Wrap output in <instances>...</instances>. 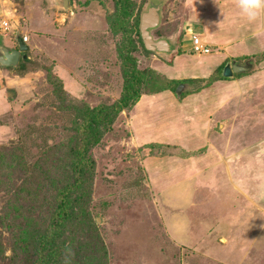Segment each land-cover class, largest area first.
<instances>
[{
	"label": "rangeland",
	"instance_id": "rangeland-1",
	"mask_svg": "<svg viewBox=\"0 0 264 264\" xmlns=\"http://www.w3.org/2000/svg\"><path fill=\"white\" fill-rule=\"evenodd\" d=\"M134 1L140 12L161 3L151 34L171 44L170 52L156 54L137 43L138 68L176 80L207 78L218 68L222 75L232 61L250 69L208 86L180 82L178 94L179 84L142 93L123 110L91 149L93 173L80 189L94 225L74 226L65 238H74L69 245L78 250V239L97 234L106 264H264V59L249 58L264 52V12L249 23L235 0ZM115 10L112 0H68L65 9L58 0H0V20L11 26L0 45L17 48L15 37L26 36L28 56L49 64L72 99L109 104L124 76L121 35L107 22ZM193 34L209 53L192 51ZM13 73L0 66V217L7 218L0 228L7 257L0 264H22L30 253L13 256L8 225L12 194L41 154L31 127L43 128L49 143L72 133L73 111L59 108L45 72ZM54 171L58 178L39 187L41 210L30 215L42 226L61 178V168ZM136 189L148 195L130 199L127 192ZM74 252L60 264H88L83 256L74 262Z\"/></svg>",
	"mask_w": 264,
	"mask_h": 264
},
{
	"label": "trees",
	"instance_id": "trees-1",
	"mask_svg": "<svg viewBox=\"0 0 264 264\" xmlns=\"http://www.w3.org/2000/svg\"><path fill=\"white\" fill-rule=\"evenodd\" d=\"M115 5V13L107 15V22L113 34H120L119 55L121 66L124 70L121 90L118 99L112 103H100L90 107L85 103H77L63 89L60 78L54 73L49 64L39 63L30 58L27 51L25 58H20L15 67H8L14 75L24 77L37 70L45 72L46 81L57 94L60 106H70L73 111L71 120L72 133H69L63 141L49 143L47 133L43 128L31 127L30 131L37 132L41 142L40 155L31 166L27 167L30 174L20 185L19 190L11 197L10 207L14 211V218L8 225V241L14 257H18L17 250L24 249L28 253L22 258V264H60L65 254L75 250L72 259L77 262L81 256L88 264H106V252L101 238L91 233L89 239H78L79 249L70 246V241L65 238L66 231L75 233V227L85 229L88 224H93L90 212L81 196L80 189L84 181H87L93 173L94 161L91 149L101 142L102 135L111 129L117 116L125 109H130L139 100L142 93L153 94L164 88L175 89L176 84L187 81L191 84L202 83L208 86L213 79H223L220 70L207 78H189L184 80L168 79L157 76L150 69H140L133 52L137 43L145 53L147 50L142 42L139 32V19L141 8L134 0H112ZM254 63L264 59V52L260 55L249 56ZM69 103V105H68ZM71 103V105H70ZM152 145V144H151ZM61 168V178L54 187V208L49 212L46 226L31 219L32 211H40L39 202L42 201L39 187L43 186L46 179H56L54 169ZM44 173L45 176L42 174ZM143 185V180H138ZM127 192L130 199L141 193L148 195L146 191ZM128 197V196H126ZM24 218V220L22 219ZM7 223V218L0 217V228ZM6 225V224H5ZM86 226V227H85ZM95 229V228H94ZM72 237V236H71ZM68 242V244L66 243ZM64 242L66 244H64ZM0 233V261L7 256L4 254ZM69 248V250H68ZM68 250V253H67Z\"/></svg>",
	"mask_w": 264,
	"mask_h": 264
},
{
	"label": "water",
	"instance_id": "water-1",
	"mask_svg": "<svg viewBox=\"0 0 264 264\" xmlns=\"http://www.w3.org/2000/svg\"><path fill=\"white\" fill-rule=\"evenodd\" d=\"M58 3L65 9L67 8L68 0H58ZM160 7L161 3L149 2L146 9L141 12L139 19V32L143 45L147 50L155 52L156 54L168 53L171 51V44L167 38H154L151 34V31L160 24ZM15 40L17 48L12 49L0 45V66L15 67L21 57H26L23 53L28 50V45L23 43L19 36H16ZM249 69L250 66L240 65L232 61L231 64L226 63L224 65L222 76L231 78ZM182 88L183 84H179L176 88V93L178 94Z\"/></svg>",
	"mask_w": 264,
	"mask_h": 264
},
{
	"label": "clouds",
	"instance_id": "clouds-1",
	"mask_svg": "<svg viewBox=\"0 0 264 264\" xmlns=\"http://www.w3.org/2000/svg\"><path fill=\"white\" fill-rule=\"evenodd\" d=\"M235 6L240 18L249 23L264 12V0H235Z\"/></svg>",
	"mask_w": 264,
	"mask_h": 264
},
{
	"label": "built area",
	"instance_id": "built-area-1",
	"mask_svg": "<svg viewBox=\"0 0 264 264\" xmlns=\"http://www.w3.org/2000/svg\"><path fill=\"white\" fill-rule=\"evenodd\" d=\"M10 24L6 20H0V35H7L10 30ZM8 31V32H7ZM16 38V37H15ZM23 43L27 42L26 36H20ZM191 49L196 53L206 54L209 53V46L205 43H201L200 38L197 35H191Z\"/></svg>",
	"mask_w": 264,
	"mask_h": 264
},
{
	"label": "flooded vegetation",
	"instance_id": "flooded-vegetation-1",
	"mask_svg": "<svg viewBox=\"0 0 264 264\" xmlns=\"http://www.w3.org/2000/svg\"><path fill=\"white\" fill-rule=\"evenodd\" d=\"M16 47H17V45H16Z\"/></svg>",
	"mask_w": 264,
	"mask_h": 264
}]
</instances>
